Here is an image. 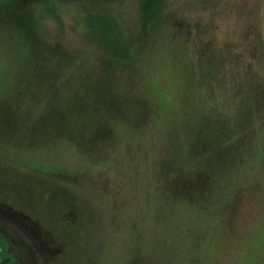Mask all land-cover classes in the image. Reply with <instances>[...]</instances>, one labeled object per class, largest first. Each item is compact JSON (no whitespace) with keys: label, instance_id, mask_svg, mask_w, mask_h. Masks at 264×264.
<instances>
[{"label":"rangeland","instance_id":"374dc122","mask_svg":"<svg viewBox=\"0 0 264 264\" xmlns=\"http://www.w3.org/2000/svg\"><path fill=\"white\" fill-rule=\"evenodd\" d=\"M16 1L37 32L0 19V225L22 247L58 255L48 264H264V0H160L162 16L138 42L142 0H53L50 10ZM100 18L133 64L91 93L87 108L103 101L125 117L95 144L96 128L79 125L85 115L57 118L61 99L45 85L32 86L39 104L14 101L24 80L9 55L30 39L39 58L43 45L54 62L62 51L82 101L81 73L96 79L103 66L90 31ZM59 129L85 149L43 145Z\"/></svg>","mask_w":264,"mask_h":264},{"label":"trees","instance_id":"16d2710c","mask_svg":"<svg viewBox=\"0 0 264 264\" xmlns=\"http://www.w3.org/2000/svg\"><path fill=\"white\" fill-rule=\"evenodd\" d=\"M0 1H1L0 2V4H1L3 0H0ZM155 2L156 3L160 2V0H150L148 2L147 6L145 7V9H141V16L140 17H141V24H142V26H141L142 35H140V36L136 35L137 38H134V41L138 42L139 40H136V39L142 40V39H145L146 36L150 35L151 29L149 27V24H150L151 20L157 14L158 15H159V13H160V15L162 14L163 9H154L156 7ZM0 10H1L0 17L1 18L4 17L8 27L12 26L15 29L17 28L19 30H22V29L24 30V28L28 24L31 28H33L37 32V28H36L35 22L33 21V18L30 16V14L28 12H26L28 14L23 13V11H26V10H24V9H0ZM98 20L99 19H97V21ZM100 20H102V22L99 21L101 24L92 25L91 26L92 28H90V31L93 35L94 41L96 42V44L98 43L99 47L104 52L103 60L101 62L103 66H102V69L99 72L98 77L96 79H92L91 77H89V75L86 76L85 75L86 72L83 74L81 73V75L84 76L82 81H86V83H87V89H85L83 91V93H81L78 97V99H79L82 96V101L77 100L76 93L74 92L73 88L70 87L68 80H67V77L64 74V72L66 71V68L69 65H71L70 62H71L72 58L69 56H66L62 51L59 50L57 52V55L58 56L64 55L65 58L62 60H58V61L54 62L53 59L51 57H49V54H48V51L52 52L51 48L43 45L45 52L47 51L45 54L46 57L45 58H39V55H37V52L36 51L34 52V49H33L34 46L36 45V43H34L30 39V48L28 51L23 52L21 50V51H17L14 55L7 54V55H9L10 59L17 60V63H20L19 67L21 68V70L15 72L14 77L18 78L19 80H22V79L24 80V82L21 86L16 85V84L14 85V86H17L16 87V89H17L16 93L13 95V97L15 98L14 101L20 102L21 98H24V100L21 103H24V105L27 106L28 108H29V106H31L33 104L34 105L39 104L38 100H37V102H34V101H36V99H34V98L31 99V96L33 95V87L32 86L35 87V85L40 84L41 90H42L43 85H45L47 87V89L44 90L45 96L49 95V96H51V98H54V96H58L61 99L63 106L59 109H56L57 118H60L59 120L63 121V119L64 120L70 119L75 114L85 115V121L83 123L79 122V125L81 126V129H85L88 127L89 129L92 130V133H93L94 129L96 128L95 129L96 133H95V137L93 140V141H95V144L96 143H102L106 138H108V140L112 139L114 134L117 132L120 124L122 122H124L125 117H123L124 111H121V110L119 111L116 108L111 107L110 105H108L110 107H106L107 104H105L103 101H98L90 109L87 108L88 102H91V93H93V94L96 93V95H98L100 92V86H105L108 82H110L112 80L110 76L112 74L115 75L114 72H116V70L118 71V73H120V68H123L127 65L133 64V61L129 62L127 59L122 58L121 47H120L121 44L118 43V41L121 40L122 37H120L119 34L116 36L113 35V31H117V29H115L113 27H108V25H105L102 18H100ZM36 34H38V33H36ZM38 35L40 38L41 35L40 34H38ZM98 37H103L104 45H102L100 43L101 41L97 40ZM130 39H132V38L126 37V43L125 44L130 46L132 49L135 48L136 51H139L143 45L141 43L137 44V45L136 44L132 45V42H130ZM0 40H1V38H0ZM41 40L43 41L44 39L42 38ZM112 40H114V42L116 44L108 47L110 45V43L112 42ZM54 54L55 53L52 52V55H54ZM136 62H137V65L138 64L140 65L139 58L136 59ZM65 64H66L65 70L64 71L60 70L62 65L64 66ZM117 66H119V67L116 68ZM35 67L46 71L45 72L46 80L40 74L41 72L33 73ZM31 71H33V72H31ZM79 72H80V70H79ZM61 75H65L66 91H64V90L61 91L56 85V82ZM142 79H143V77H142ZM39 93L43 94V90H42V92H39ZM146 94H148L149 97L152 96L150 91L146 92ZM113 95L114 94L112 93V96ZM141 96H144V95H141ZM144 97H146V99H149L147 96H144ZM156 97H154V100L157 99ZM45 100L46 99L43 98V102ZM25 101H27V103ZM31 101H33V102H31ZM77 106H78V108H77ZM19 109H23V107L19 106ZM157 110H158V105H155L154 110H153L154 116H156ZM50 112H52V111H50ZM58 124H60V122ZM45 139H44L43 145H47V144H50L51 142H55L59 146V144L66 143V145H70V144L73 145V147L78 149V150L79 149H85L82 145L74 143L73 139L66 132H64V130H62V129H59L58 131H54L52 133V135H50V137L45 135ZM205 194H207V192ZM184 196H183V198H184L183 200L185 202L186 201L188 202L189 198L190 199L193 198L195 200V203H197L199 201L198 202L199 205L203 201L205 202V200H207L206 196H204V195L203 196L199 195L200 197L199 196L194 197L191 193H186ZM175 201H173L172 204H174ZM71 210H72V208H71ZM73 211H75V210H73ZM8 250H9V246L0 234V264H13L14 263L12 260V256Z\"/></svg>","mask_w":264,"mask_h":264},{"label":"flooded vegetation","instance_id":"af4514ba","mask_svg":"<svg viewBox=\"0 0 264 264\" xmlns=\"http://www.w3.org/2000/svg\"><path fill=\"white\" fill-rule=\"evenodd\" d=\"M29 1L31 2L34 0H29ZM35 1H38V3H40L42 7H44L45 9L54 8L52 4L53 0H35ZM149 1L150 0H142L140 9H145ZM16 3H17L16 0H3L1 3L2 5L0 4V9H21L19 6H17ZM48 3L50 4V7L47 6ZM158 4L159 2L156 3V7L154 9L157 8ZM140 16H141V10H140ZM0 234L9 246L8 251L12 256V260L14 262L13 264H34V262H36L37 259L39 260L42 259L45 263L48 264L50 262V259L58 258V255L52 257L55 254V253L53 254L52 252H50L47 256H43V253L40 249L31 251V247H27V248H25V246L22 247L19 241H17L15 234L7 227H2L0 225ZM28 253H31V255H27ZM27 261H29V263H26Z\"/></svg>","mask_w":264,"mask_h":264}]
</instances>
